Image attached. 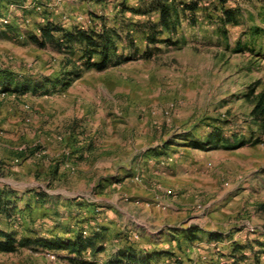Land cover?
Masks as SVG:
<instances>
[{
  "label": "rangeland",
  "instance_id": "obj_1",
  "mask_svg": "<svg viewBox=\"0 0 264 264\" xmlns=\"http://www.w3.org/2000/svg\"><path fill=\"white\" fill-rule=\"evenodd\" d=\"M18 1L19 8L3 0L0 29L32 30L45 20L40 11L66 28L105 23L120 29L147 19L122 11L121 3L137 8L140 0ZM227 5L240 7L242 23L228 25L226 37L217 34L215 18L199 12V24L184 20L185 40L158 43L161 50L149 59L84 69L67 88L51 85L73 69L67 54L9 28L0 34V69L48 82L37 91L0 92V183L19 200L12 220L3 216L2 225L11 224L19 238L105 228L100 263L132 245L168 251L158 264H233V244L243 243L254 248L238 253L239 263L264 264V134L250 116L264 92V32L252 31L264 30V0ZM131 33L142 53L145 40ZM251 88L254 94L245 97ZM216 127L230 147L178 144L184 135L199 139ZM170 139L177 140L168 145ZM235 139L241 142L231 147ZM38 191L46 194L41 200L29 198ZM190 227L201 230L194 243L182 233ZM0 264L70 263L31 244L0 251Z\"/></svg>",
  "mask_w": 264,
  "mask_h": 264
},
{
  "label": "trees",
  "instance_id": "obj_2",
  "mask_svg": "<svg viewBox=\"0 0 264 264\" xmlns=\"http://www.w3.org/2000/svg\"><path fill=\"white\" fill-rule=\"evenodd\" d=\"M9 5L15 4L19 8L18 0H5ZM252 2L253 0H245ZM3 0H0L2 5ZM33 5L41 4V1L34 0ZM36 2V3H35ZM141 5L137 8L129 7L124 2L121 3L122 11L129 10L134 15L145 16V21L123 23L118 29L116 25H108L102 23L100 27H80L73 26L66 28L64 25L54 21L46 11H40V14L45 19L35 24L32 30H24L19 25L6 24L0 29V34H4L6 29L15 31L23 40H30L39 46H46L51 43L52 46L60 52L67 54L69 58L66 59L67 65L72 66L71 71H66L62 77L51 81L53 88H67L71 83L82 77L84 69H96L98 71L106 70L110 67L119 66L122 63L133 59L152 58L155 52L160 51L158 43L164 42L168 44H178L181 40H185V36L180 33V28L183 26L184 20L191 24H199V12L209 20L216 19L217 34L227 36L228 25H239L242 23L240 16L242 10L240 7H230L227 5L230 0H140ZM213 6V11H209V6ZM218 12L219 15L213 16ZM217 13V14H218ZM262 21L264 22V10H262ZM4 14L0 12V17ZM129 30L126 35H123L124 30ZM120 30V31H119ZM135 30L141 34V38L145 40L146 47L141 53L140 45L136 41L134 35L131 33ZM255 34L263 33L264 30L255 27L252 30ZM240 46V43H239ZM239 48V47H238ZM241 48V47H240ZM129 53H126V51ZM240 50V49H238ZM78 58H75L77 57ZM36 77H22L6 69H0V92H20L26 93L29 90L37 91L40 88L46 87L47 81H36ZM46 89V88H45ZM48 89V88H47ZM254 89L251 88L249 92L245 93V97L251 98L254 94ZM251 123L256 126L264 134V92L259 94L254 99L253 107L250 111ZM184 142L179 145H189L197 149L207 150L211 146H224L230 141L219 127L205 135L203 138L196 139L194 136L184 135ZM180 138V137H179ZM178 138V139H179ZM177 140V139H176ZM174 139H170L167 144H174ZM183 140V139H182ZM236 142L231 147H237L241 142L239 139L233 140ZM260 139L255 141L259 142ZM15 192L9 187L0 188V219L5 217L12 220L16 214L19 200ZM44 192L38 191L35 196L41 200ZM15 196V197H14ZM28 207H32L28 200ZM107 230L101 228L100 231L84 235L77 233L74 237H36L29 236L19 238L17 232L10 224L4 227L0 222V251L5 253H12L18 250L19 246L38 245L46 248L52 252L61 254L62 258L67 260L70 264H158L165 262V255L168 251H160L153 249L140 251L132 245L122 246L111 253L106 258V263H100L98 254L106 250L104 240ZM201 232L198 227H190L183 231L186 239L194 243L196 238H201ZM37 234V233H36ZM37 236H39L37 234ZM211 238H215L211 236ZM253 245L243 243H234L231 254L235 261L233 264H241L243 259L242 254L245 250H253ZM90 251L93 253V259H87L85 253ZM66 252V254H64ZM264 251H260L262 253ZM63 253V255H62ZM163 256V257H162ZM168 258V256H166ZM175 263V262H174ZM175 264H183L176 261Z\"/></svg>",
  "mask_w": 264,
  "mask_h": 264
},
{
  "label": "built area",
  "instance_id": "obj_3",
  "mask_svg": "<svg viewBox=\"0 0 264 264\" xmlns=\"http://www.w3.org/2000/svg\"><path fill=\"white\" fill-rule=\"evenodd\" d=\"M12 5H13V4H12ZM36 5H37V4H36ZM77 20H78V21H84V17H83L82 15H80V16L77 17ZM43 21H45V20H43ZM3 22L6 24V23L9 22V19H8V18H4V19H3ZM84 234H85V235H88V231L85 230V231H84Z\"/></svg>",
  "mask_w": 264,
  "mask_h": 264
},
{
  "label": "crops",
  "instance_id": "obj_4",
  "mask_svg": "<svg viewBox=\"0 0 264 264\" xmlns=\"http://www.w3.org/2000/svg\"><path fill=\"white\" fill-rule=\"evenodd\" d=\"M87 1H89V0H87ZM84 2H86V1H84ZM84 2H82V3L84 4ZM139 4L141 5V2H140V3H136V5H139ZM63 25H64V24H63ZM2 186H3V185L0 183V188H2ZM7 187H8V186H7ZM25 194H26V193H24V195H23L24 197H26ZM29 194H32V192H31V193L29 192ZM29 198H37V197H36L35 194H34V196L30 195ZM98 208H99V209H98ZM98 208H97L96 210H100V209H101V207H98Z\"/></svg>",
  "mask_w": 264,
  "mask_h": 264
}]
</instances>
